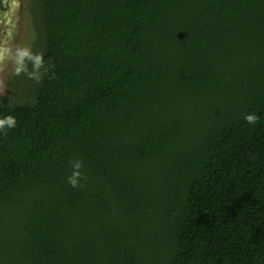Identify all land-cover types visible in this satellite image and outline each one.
<instances>
[{"label":"trees","instance_id":"obj_1","mask_svg":"<svg viewBox=\"0 0 264 264\" xmlns=\"http://www.w3.org/2000/svg\"><path fill=\"white\" fill-rule=\"evenodd\" d=\"M31 9L43 63L0 102V264H264V0Z\"/></svg>","mask_w":264,"mask_h":264},{"label":"rangeland","instance_id":"obj_2","mask_svg":"<svg viewBox=\"0 0 264 264\" xmlns=\"http://www.w3.org/2000/svg\"><path fill=\"white\" fill-rule=\"evenodd\" d=\"M31 1L32 0H12V8L6 13V33L7 35L0 37V102L10 103L12 100L18 99L20 95L16 91L14 82L11 80L16 69L20 67L19 52L27 50L31 52L34 45L32 37L31 24ZM15 33L12 38V33ZM37 39V38H36ZM27 60L24 58L23 61ZM24 76V73L21 71ZM20 82V80H18ZM28 96L25 95L24 99ZM91 238L96 241L95 248L98 247V237L95 232L91 233Z\"/></svg>","mask_w":264,"mask_h":264},{"label":"clouds","instance_id":"obj_3","mask_svg":"<svg viewBox=\"0 0 264 264\" xmlns=\"http://www.w3.org/2000/svg\"><path fill=\"white\" fill-rule=\"evenodd\" d=\"M19 56H20V62H23L24 58H28V59H32L35 61V66L37 68H39L41 66V64L43 63V57L42 55H37V56H33L29 51L27 50H22L19 52ZM0 59H3V56H0ZM21 69L17 68L16 71L17 73H19ZM245 119L249 122V123H255L258 119V117L255 114H250L248 116L245 117ZM8 125L10 128L11 127H15L16 126V120L14 117L12 116H8L4 119H0V128H3L5 125ZM82 167V163L79 162L76 165V170L73 172L72 176L69 177V183L73 188L76 187H81L82 185H80L79 180L81 178V172L79 171V169Z\"/></svg>","mask_w":264,"mask_h":264},{"label":"flooded vegetation","instance_id":"obj_4","mask_svg":"<svg viewBox=\"0 0 264 264\" xmlns=\"http://www.w3.org/2000/svg\"><path fill=\"white\" fill-rule=\"evenodd\" d=\"M12 0H0V37L7 35L6 33V13L12 8ZM5 9V11H2ZM12 38H14L15 33H12Z\"/></svg>","mask_w":264,"mask_h":264}]
</instances>
